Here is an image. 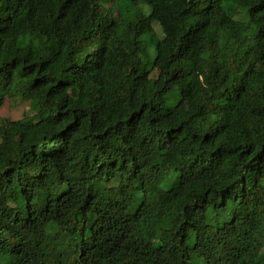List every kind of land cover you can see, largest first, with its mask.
<instances>
[{
    "label": "trees",
    "instance_id": "16d2710c",
    "mask_svg": "<svg viewBox=\"0 0 264 264\" xmlns=\"http://www.w3.org/2000/svg\"><path fill=\"white\" fill-rule=\"evenodd\" d=\"M6 101L0 264H264V0H0Z\"/></svg>",
    "mask_w": 264,
    "mask_h": 264
},
{
    "label": "rangeland",
    "instance_id": "374dc122",
    "mask_svg": "<svg viewBox=\"0 0 264 264\" xmlns=\"http://www.w3.org/2000/svg\"><path fill=\"white\" fill-rule=\"evenodd\" d=\"M121 1V0H118ZM228 13L231 17H238L239 20H242V15L245 13V6L244 5H228ZM145 15L149 14V10L146 7H143ZM154 30L156 33V36L158 38H162L161 30L159 26L155 25ZM151 53L154 54L155 51L153 48L151 49ZM149 67V66H148ZM29 105L20 102V101H13L9 102L6 101L2 108L0 109V127L4 126L5 121L7 119L13 120V121H18V120H23L25 117V113L28 111ZM25 121H28L25 119Z\"/></svg>",
    "mask_w": 264,
    "mask_h": 264
},
{
    "label": "clouds",
    "instance_id": "9594fccd",
    "mask_svg": "<svg viewBox=\"0 0 264 264\" xmlns=\"http://www.w3.org/2000/svg\"><path fill=\"white\" fill-rule=\"evenodd\" d=\"M4 143V140L2 138H0V144H3ZM158 243V241H157Z\"/></svg>",
    "mask_w": 264,
    "mask_h": 264
}]
</instances>
